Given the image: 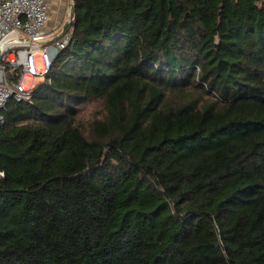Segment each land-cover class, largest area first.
<instances>
[{"label":"trees","instance_id":"1","mask_svg":"<svg viewBox=\"0 0 264 264\" xmlns=\"http://www.w3.org/2000/svg\"><path fill=\"white\" fill-rule=\"evenodd\" d=\"M74 2L0 112V264H264V0Z\"/></svg>","mask_w":264,"mask_h":264},{"label":"built area","instance_id":"2","mask_svg":"<svg viewBox=\"0 0 264 264\" xmlns=\"http://www.w3.org/2000/svg\"><path fill=\"white\" fill-rule=\"evenodd\" d=\"M51 17L50 0H0V112L10 99L31 102L34 86L28 87L25 80L44 79L52 61L70 42V30L51 40ZM3 120L0 114V124ZM4 175L0 170V178Z\"/></svg>","mask_w":264,"mask_h":264},{"label":"rangeland","instance_id":"3","mask_svg":"<svg viewBox=\"0 0 264 264\" xmlns=\"http://www.w3.org/2000/svg\"><path fill=\"white\" fill-rule=\"evenodd\" d=\"M70 0H56L55 4H53V12H52V17L49 23L52 22H58L59 16L63 15L65 20L68 18L69 13L67 10L68 2ZM61 4V6H59ZM55 5V6H54ZM64 22V21H63ZM62 21L59 23H63ZM41 61L38 59L37 61V67L41 68ZM43 78L41 77H36L33 79H26V85L29 86H35L38 83L42 82ZM80 111H79V118L83 122V128L84 131L87 133L88 126L92 122L94 118H100L102 117V112H103V105L99 100H93V101H88L82 106H80Z\"/></svg>","mask_w":264,"mask_h":264},{"label":"water","instance_id":"4","mask_svg":"<svg viewBox=\"0 0 264 264\" xmlns=\"http://www.w3.org/2000/svg\"><path fill=\"white\" fill-rule=\"evenodd\" d=\"M67 10L69 13L68 18L64 21L62 28H61V31L58 34H56L55 36H53L51 40H55V39L60 38L65 33V31L69 30V28L74 24V16H75V2H74V0H70L68 2Z\"/></svg>","mask_w":264,"mask_h":264},{"label":"crops","instance_id":"5","mask_svg":"<svg viewBox=\"0 0 264 264\" xmlns=\"http://www.w3.org/2000/svg\"><path fill=\"white\" fill-rule=\"evenodd\" d=\"M50 1H51V5L53 7V4H55V1L56 0H50ZM59 6H61V4ZM52 12H53V9H52ZM58 20L60 22L61 21L63 22V21H65V18L63 17V15H61V16H59V19ZM59 21L58 22H55L54 21L52 23H49V26L48 27H49V30H51L53 36H55L56 34H58L61 31V28H62V25H63L64 22L63 23H59Z\"/></svg>","mask_w":264,"mask_h":264}]
</instances>
